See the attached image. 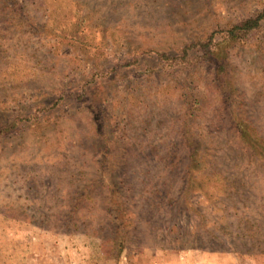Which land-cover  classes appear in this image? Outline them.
Wrapping results in <instances>:
<instances>
[{
    "label": "rangeland",
    "instance_id": "374dc122",
    "mask_svg": "<svg viewBox=\"0 0 264 264\" xmlns=\"http://www.w3.org/2000/svg\"><path fill=\"white\" fill-rule=\"evenodd\" d=\"M263 10L0 0V264H264Z\"/></svg>",
    "mask_w": 264,
    "mask_h": 264
},
{
    "label": "trees",
    "instance_id": "16d2710c",
    "mask_svg": "<svg viewBox=\"0 0 264 264\" xmlns=\"http://www.w3.org/2000/svg\"><path fill=\"white\" fill-rule=\"evenodd\" d=\"M263 26H264V10L263 12L258 13L253 17L245 19L237 24L229 25L226 29H223L222 43L225 45L226 43L236 44L237 42H244L251 33L263 29ZM216 35L217 33H214L211 36L210 38L211 42L213 41L212 38H214ZM185 52L187 51L185 50ZM219 64L222 65L221 63Z\"/></svg>",
    "mask_w": 264,
    "mask_h": 264
}]
</instances>
